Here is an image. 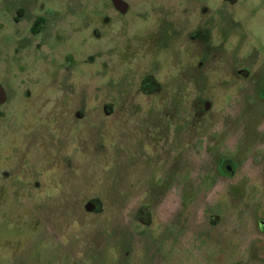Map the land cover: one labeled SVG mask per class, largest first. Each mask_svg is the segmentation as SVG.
Listing matches in <instances>:
<instances>
[{
  "label": "rangeland",
  "instance_id": "rangeland-1",
  "mask_svg": "<svg viewBox=\"0 0 264 264\" xmlns=\"http://www.w3.org/2000/svg\"><path fill=\"white\" fill-rule=\"evenodd\" d=\"M125 1L0 0V264H264V0Z\"/></svg>",
  "mask_w": 264,
  "mask_h": 264
},
{
  "label": "flooded vegetation",
  "instance_id": "flooded-vegetation-1",
  "mask_svg": "<svg viewBox=\"0 0 264 264\" xmlns=\"http://www.w3.org/2000/svg\"><path fill=\"white\" fill-rule=\"evenodd\" d=\"M107 1V0H104ZM111 3V7L110 9H112L111 13L114 15V17L116 15H118V18L124 17L127 12H129L130 10H134L135 12H137L139 7L136 6H130L128 2H126L125 0H108ZM225 2H234L235 0H223ZM181 6V0H176V4L175 5H170L167 7H164L163 9L165 10H176V11H181L182 9ZM142 9V8H141ZM145 9V8H143ZM142 9V10H143ZM181 9V10H180ZM26 13L23 11L20 16L25 15ZM30 14H32V23L31 26L29 27V31L32 35H36L39 36L42 34V32H45L42 29H45L46 26V16H47V11H36V12H31ZM103 18V17H102ZM108 19V16H105L103 18V20ZM18 19H15V22H17ZM45 23V24H44ZM49 31H46L47 34H45L48 37V33ZM52 33V31H51ZM47 37H41L39 42L36 44V48L40 49L41 46L44 45V42L46 40ZM189 37L191 39L194 40H202L205 39L203 34L199 31V29H194L193 33L189 34ZM38 38V37H37ZM24 46V45H23ZM258 70H248V69H238L237 71H235L234 73L237 75V77H240L241 79H246L247 80V84L248 86L252 85L255 86L256 88V92L259 93L258 96L261 97L264 100V83L263 84H258V80L257 79H253L255 76L254 74L257 73ZM141 80H140V92L146 95H153L155 93H157L159 91V87H158V83L156 81V77L154 76V72L152 71H145V73L142 74L141 76ZM1 85V84H0ZM2 86V85H1ZM46 87V86H44ZM3 91L4 88L2 87ZM4 100L2 102H0V106L5 104L6 101V94L4 91ZM205 102L204 101V107H205ZM103 111L107 114L110 113L111 108L107 105L103 106ZM76 115L80 116V113H77ZM215 137H218L217 135ZM212 145H217V141H213L211 143ZM222 150H213L211 151V153L213 152H221ZM223 152V151H222ZM4 172V171H3ZM8 172V171H7ZM237 170H236V163L233 159L229 158V157H225L220 155L217 159V164L215 166V170L214 173L217 174L219 177H233L236 174ZM5 176L6 172H4ZM10 175V174H9ZM8 175V176H9ZM250 179V178H249ZM247 180V178H246ZM1 183V182H0ZM2 184V183H1ZM36 184H38V182L36 181ZM248 184H252L251 186H253V188H256L259 185V182H254V181H246V182H230L225 184L224 186H221L222 188H227V189H247ZM1 188H3V186H0ZM92 205L94 209H98L99 208V201L98 200H90L89 201ZM145 213V211H144ZM138 217L142 219V215L138 214ZM143 222H145L144 220H142ZM146 223V222H145ZM261 229H264V224L261 223Z\"/></svg>",
  "mask_w": 264,
  "mask_h": 264
},
{
  "label": "water",
  "instance_id": "water-1",
  "mask_svg": "<svg viewBox=\"0 0 264 264\" xmlns=\"http://www.w3.org/2000/svg\"><path fill=\"white\" fill-rule=\"evenodd\" d=\"M4 91L2 89V86L0 85V102H2L4 100ZM208 107V102H205V108ZM86 209H91L93 207V205L89 202L85 205Z\"/></svg>",
  "mask_w": 264,
  "mask_h": 264
}]
</instances>
